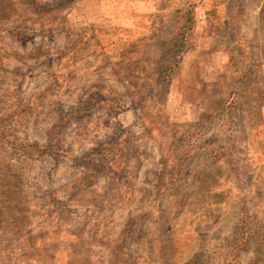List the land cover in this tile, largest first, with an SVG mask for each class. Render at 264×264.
<instances>
[{"label":"rangeland","instance_id":"374dc122","mask_svg":"<svg viewBox=\"0 0 264 264\" xmlns=\"http://www.w3.org/2000/svg\"><path fill=\"white\" fill-rule=\"evenodd\" d=\"M0 264H264V0H0Z\"/></svg>","mask_w":264,"mask_h":264},{"label":"trees","instance_id":"16d2710c","mask_svg":"<svg viewBox=\"0 0 264 264\" xmlns=\"http://www.w3.org/2000/svg\"><path fill=\"white\" fill-rule=\"evenodd\" d=\"M189 22L192 25L186 24ZM194 23H195L194 17H192L191 15L177 16V20L175 23V32L173 36L170 39H168L163 45L164 52L166 55L165 58L173 62L172 63L168 62L169 64H167V66L164 65V67H161L159 73V79H163V78L169 79L171 72L176 67V64H178L179 58L186 49V44H187L186 39L190 31L193 29Z\"/></svg>","mask_w":264,"mask_h":264}]
</instances>
